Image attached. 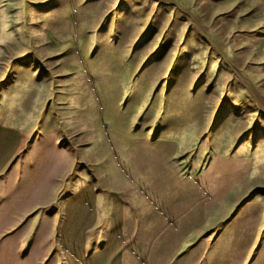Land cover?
Returning <instances> with one entry per match:
<instances>
[{
    "label": "rangeland",
    "instance_id": "1",
    "mask_svg": "<svg viewBox=\"0 0 264 264\" xmlns=\"http://www.w3.org/2000/svg\"><path fill=\"white\" fill-rule=\"evenodd\" d=\"M9 96L54 161L53 145L93 158V112L103 145L140 119L213 135L211 171L264 220V0H0V101Z\"/></svg>",
    "mask_w": 264,
    "mask_h": 264
},
{
    "label": "crops",
    "instance_id": "2",
    "mask_svg": "<svg viewBox=\"0 0 264 264\" xmlns=\"http://www.w3.org/2000/svg\"><path fill=\"white\" fill-rule=\"evenodd\" d=\"M11 100L0 101V264H257L264 220L211 171L213 135L140 119L103 145L93 112V158L53 145L54 161Z\"/></svg>",
    "mask_w": 264,
    "mask_h": 264
},
{
    "label": "bare ground",
    "instance_id": "3",
    "mask_svg": "<svg viewBox=\"0 0 264 264\" xmlns=\"http://www.w3.org/2000/svg\"><path fill=\"white\" fill-rule=\"evenodd\" d=\"M14 15V14H13ZM7 26V25H6Z\"/></svg>",
    "mask_w": 264,
    "mask_h": 264
}]
</instances>
